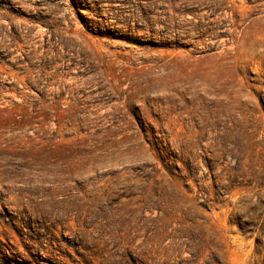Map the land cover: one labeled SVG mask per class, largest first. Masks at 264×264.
I'll list each match as a JSON object with an SVG mask.
<instances>
[{
  "label": "rangeland",
  "instance_id": "1",
  "mask_svg": "<svg viewBox=\"0 0 264 264\" xmlns=\"http://www.w3.org/2000/svg\"><path fill=\"white\" fill-rule=\"evenodd\" d=\"M0 264H264V0H0Z\"/></svg>",
  "mask_w": 264,
  "mask_h": 264
},
{
  "label": "bare ground",
  "instance_id": "2",
  "mask_svg": "<svg viewBox=\"0 0 264 264\" xmlns=\"http://www.w3.org/2000/svg\"><path fill=\"white\" fill-rule=\"evenodd\" d=\"M34 208V207H33Z\"/></svg>",
  "mask_w": 264,
  "mask_h": 264
}]
</instances>
